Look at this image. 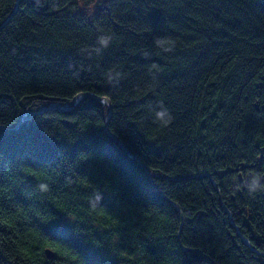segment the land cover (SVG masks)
Wrapping results in <instances>:
<instances>
[{"label":"trees","instance_id":"obj_1","mask_svg":"<svg viewBox=\"0 0 264 264\" xmlns=\"http://www.w3.org/2000/svg\"><path fill=\"white\" fill-rule=\"evenodd\" d=\"M16 3L0 0V264H264V192L243 186L264 173V0ZM82 92L110 99L108 123L84 96L16 127Z\"/></svg>","mask_w":264,"mask_h":264},{"label":"clouds","instance_id":"obj_2","mask_svg":"<svg viewBox=\"0 0 264 264\" xmlns=\"http://www.w3.org/2000/svg\"><path fill=\"white\" fill-rule=\"evenodd\" d=\"M112 41V35L101 34L97 38L98 47L92 49L91 51L99 55L103 50H106L111 45ZM154 44L163 53H170L174 50L175 47L174 42L165 37H157L154 40ZM89 54L91 55V52ZM151 67L153 70L157 68L156 65H152ZM107 79L109 83L116 84L119 82L120 73L109 72L107 74ZM158 108L159 110L155 111L154 114V121L157 122L161 127H166L171 122V115L162 103L158 106ZM243 186L247 189V192L250 196H254L256 193L264 192V173H249L248 177L245 179ZM39 189L42 192H46L48 190V186L46 184H40ZM93 207H95V205H93Z\"/></svg>","mask_w":264,"mask_h":264},{"label":"water","instance_id":"obj_3","mask_svg":"<svg viewBox=\"0 0 264 264\" xmlns=\"http://www.w3.org/2000/svg\"><path fill=\"white\" fill-rule=\"evenodd\" d=\"M21 0H17V3H16V8L19 4ZM29 1L30 3L32 2H36L38 0H27ZM100 0H96V4L99 3ZM84 96H91V97H94L96 99H99L105 103L108 104L109 106V114H108V117H107V123L112 115V103L110 101V99L108 97H101V96H98L92 92H82V93H79L77 94L73 99L72 101L70 102H52L50 104H48L47 106L41 108V109H38V110H28L27 112H25L22 117L20 118V120L18 121V123L16 124V127H18L25 119H28V118H32L34 115L40 113V112H43L45 110H48V109H59V110H62V111H69L71 109H73L76 104L84 97ZM0 128H6L4 125H0ZM106 130L108 131V133L112 136L113 139H115L118 143L121 144V146L130 154L132 155L133 157H135L138 161H141L140 158L138 156H136L135 154L131 153L129 151V149L127 148V146L124 144V142L118 137L116 136L115 134H113L108 125L106 126ZM142 163V162H141ZM245 241L247 243H249V241L247 239H245ZM46 253L48 255V257H54L55 256V253L52 249L50 248H47L46 249Z\"/></svg>","mask_w":264,"mask_h":264},{"label":"rangeland","instance_id":"obj_4","mask_svg":"<svg viewBox=\"0 0 264 264\" xmlns=\"http://www.w3.org/2000/svg\"><path fill=\"white\" fill-rule=\"evenodd\" d=\"M92 5H91V8L93 7V3H91ZM82 7H87V8H90L89 6H87V5H82ZM94 8V7H93Z\"/></svg>","mask_w":264,"mask_h":264},{"label":"bare ground","instance_id":"obj_5","mask_svg":"<svg viewBox=\"0 0 264 264\" xmlns=\"http://www.w3.org/2000/svg\"><path fill=\"white\" fill-rule=\"evenodd\" d=\"M34 3V2H33ZM104 7V6H103ZM85 98V97H84ZM65 112V111H64Z\"/></svg>","mask_w":264,"mask_h":264}]
</instances>
